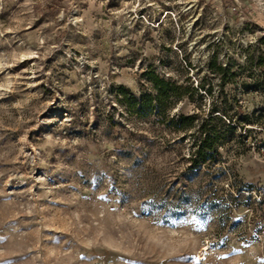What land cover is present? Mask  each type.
<instances>
[{
  "label": "rangeland",
  "instance_id": "obj_1",
  "mask_svg": "<svg viewBox=\"0 0 264 264\" xmlns=\"http://www.w3.org/2000/svg\"><path fill=\"white\" fill-rule=\"evenodd\" d=\"M263 34L264 0H0V264H264Z\"/></svg>",
  "mask_w": 264,
  "mask_h": 264
},
{
  "label": "trees",
  "instance_id": "obj_2",
  "mask_svg": "<svg viewBox=\"0 0 264 264\" xmlns=\"http://www.w3.org/2000/svg\"><path fill=\"white\" fill-rule=\"evenodd\" d=\"M235 11L238 12V7L235 6ZM258 41L261 45L264 46V34L258 38ZM256 67L259 70V76L256 80H264V51L257 57L256 59ZM210 68L218 73L222 83L229 82L232 80V75L234 73L231 72V69L225 67L223 65L217 64L216 55H214L210 61ZM148 79L152 82L153 87L155 88L156 94H148L145 95L141 100H138L134 95V104L131 107L135 108L137 105L139 109L147 110L150 106L157 102L158 106L164 110L165 103H169V99L173 96L178 98L182 95L180 89V85L177 83L170 81L164 77L158 75L154 70H149L145 73ZM231 76V77H230ZM190 88V87H188ZM120 91L123 92L124 87H120ZM160 109V111H162ZM181 119L179 123H184L185 116L180 115ZM193 117V116H192ZM206 121L201 124V130L203 131L204 135L201 139L194 141L195 151L192 152L190 156L191 167H198L200 164L204 163H212L213 156L217 151V143L220 138L218 131L214 129H208ZM234 126L230 124L229 127ZM249 139V138H248ZM250 190V189H248Z\"/></svg>",
  "mask_w": 264,
  "mask_h": 264
}]
</instances>
